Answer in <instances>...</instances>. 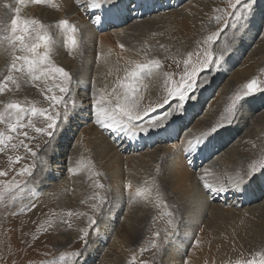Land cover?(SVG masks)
<instances>
[{
	"label": "rangeland",
	"instance_id": "rangeland-1",
	"mask_svg": "<svg viewBox=\"0 0 264 264\" xmlns=\"http://www.w3.org/2000/svg\"><path fill=\"white\" fill-rule=\"evenodd\" d=\"M190 1L196 3L195 9H193L191 15H193V13L196 14V11H199L198 8L205 9L206 12L204 14L200 12V14L192 16V18L196 20L195 23L198 24V26H193L191 32L184 37L179 22H175V29V26L173 24H167L165 19L169 18L170 13H173V11L177 12L179 10H184L186 4ZM3 2L4 0H0V5H2ZM9 2H12V0H9ZM126 2L127 3L124 2L122 4L124 5L122 6L124 8L123 12L117 13L112 11L108 13L107 19L102 24H93L90 19V13L97 12V10L89 9L85 11L82 7L77 6L76 0H54V2L52 0L50 3L43 4H36L34 0H25L22 5H19L21 8L20 16L22 20L38 19L46 26H49V33L53 37V44L50 46V56L57 66L64 67L72 76V91L64 94L65 100L69 102V111L79 108V105L89 109L92 104L91 98L93 94L98 93L100 89H105L110 93L112 88L117 87L118 83L124 80L126 68L130 67L131 64L135 62L142 63L149 59L158 58L162 62L163 72L172 73L173 80L179 79L184 69L183 61L187 59V54L189 52L194 53L193 61H195L196 54L202 53L206 47L203 41L208 35L218 29L221 30V36L216 43L207 46L209 50L212 51L215 56H218L220 48H222L225 43L232 44L233 50L218 68L213 67L211 69H205L203 74L198 77L199 80H206L207 83H202L201 86L195 90L193 98L186 103V111L179 114V118L174 120L167 131L162 130L153 132L149 135L144 134L145 138L143 141L137 142L129 140L130 138H125V136L122 138L116 137L110 131L109 134L104 133L105 129L95 125L94 117L89 120L87 124H81L79 132L77 130H65L67 142L64 144L65 148H61L63 152H65V155L62 157L65 160H63V163H53V166H62L63 164V168L59 167L61 173H59L60 175L57 178L66 183L70 182L71 187L77 189V191L66 188L68 191L67 193H60L57 186V183L60 182L55 184V181L58 179L50 176L48 178L49 180H42L41 184L38 185L35 196L39 195V198L35 201V199H33L34 196H32L31 199L33 200L29 201L31 210L33 209L36 211L33 212L32 210L28 212V215L27 213L23 214L27 208L21 211L24 206L21 207L13 204L12 208L8 210L10 206L8 200H11L14 195L17 198L20 193H18L17 189L7 191L4 199L0 200V218L3 214H6V212L12 215L10 218L4 216L3 219H0V264H51V262H54V264H76L77 258L72 257L71 253L84 249L85 245L80 237L85 230L88 232V236L86 237L88 248L84 256L78 258L79 264H83L84 260L87 258V264H107L108 259L112 256V250L110 248L111 238L109 237L107 240H102L98 236L96 229H101V224H109L110 221L108 217L112 211H114V213L111 214L115 215L113 217L114 223L119 227V221L129 208L128 204H126L127 202L121 203L122 206L120 205L119 192L116 190L115 186L121 187L123 189V195L127 194L125 196L129 198L130 192L134 193L138 187H151L152 181L155 180L156 183L161 185L163 199L169 206L166 207V210L171 208V210L177 211L183 207L194 209V206L189 200L190 198L183 196L181 190L176 186L178 163L181 165L180 168H182V166H187L186 169L182 168V170L189 172L188 175H191L192 179L193 177H197L198 179L202 174L201 166H203L208 168L212 167V170L219 169L218 171L221 174H219L217 178L226 180L225 175L227 173L229 174L233 171L235 175L241 172L237 170H228L227 172L222 170V166L226 167L228 165L224 163L223 159H226L230 153L235 154L234 158H236V162L244 156H249L247 157V165L242 172L247 170L253 163L264 159V151L261 149L264 148V125L257 120V117L262 114L264 117V91H262L251 94L243 100L248 107L241 106L242 101L240 102L233 122L223 129L219 136L212 141L211 147L214 149L219 148V151L216 152L211 159H206L201 164L200 162L203 158H195L196 160H194L193 166L187 165L185 156L180 155L179 160H176L178 153L181 152L180 154H185L179 149L177 150V148H180L181 141L199 135L189 137L192 129L197 126L198 123L207 126L206 129H208V127L220 120L222 116L226 115L225 109L231 103L234 95L241 91L243 85L253 78H256L258 81H264V0H255L254 20L257 19V21L254 22V25H251L252 29L251 26H246L249 32L247 29V31L244 32L245 34L243 33L242 41L238 40L236 44H233L232 41L235 30L231 27L225 28L222 22L217 23L215 20L216 16L222 14V12H218L216 9L235 11L230 7L231 2H234V0H149L147 1V5L153 2L154 7L147 12V17L144 16L146 15L144 14L147 7L146 2L145 6H137L136 9L131 6L134 5L133 3L135 0H127ZM244 2L245 0H242L241 5L237 7H242ZM53 5L56 6L53 7ZM139 8L142 10L140 14H138ZM6 12L7 15H5ZM13 15L14 13L8 12L7 9L0 6V20L3 21L4 25H10V20ZM148 18L151 24L143 25L139 23L143 22V19ZM226 18L228 20L233 19V17ZM60 19H68L77 26L78 31L76 36L78 45L75 49H70L67 45L66 32L58 26V21ZM117 19H119V23H117ZM138 19L140 21H138ZM155 19H157L156 22L154 21ZM86 22H88V24ZM136 30V35H138L136 36L137 39L128 38ZM108 34H110L109 37ZM245 38H249L250 41H247ZM2 42L4 43L7 41ZM239 42L246 43L242 45V51L238 48ZM121 44L125 46L123 49L120 47ZM160 45H164L165 47L161 48ZM1 48H3V45L0 46V49ZM10 49L11 46L8 45L4 52H0L1 72L4 71V67L8 65V62L12 60V51ZM16 54L19 55L18 52ZM129 56L131 58H129ZM129 62H131V64ZM1 72L0 80H2L5 75ZM163 72L158 75L145 76L142 82H138L137 87L144 93L143 104L145 107H147L151 101L154 102L159 97L166 95L167 88L171 87L170 81L167 83L165 82L166 77L163 75ZM13 75L15 77V75L17 76L19 74L13 73ZM28 79L21 80L18 89L0 94V100L5 102L18 101L26 105H34L37 108H49L50 105L45 99V94L41 93L39 88H34L35 86L33 85L29 86ZM261 87L264 88V83L261 84ZM11 88L13 89V85L9 83V89ZM47 88L48 87H45V90ZM58 94L61 95L59 91L57 95ZM219 100L226 102L228 104L227 107L224 109L220 108L221 104ZM214 104L219 105L220 109H216L213 112L212 110L214 109L212 107H214ZM249 105H255V108L251 109ZM173 107H175V104H173ZM0 108H2V105H0ZM157 111L162 113L163 109H158ZM237 113L239 114L238 120L236 119ZM206 114L207 116H205ZM211 114L217 117H211ZM240 114L242 117H240ZM29 118L33 119L32 122L39 123L40 125L38 126H41L42 121L44 122V117L40 115L33 117L31 113H29L25 118V122H27ZM73 123L75 124L77 122L75 121ZM63 124L62 121L59 122V133L64 127ZM74 126L78 127L77 124L72 127ZM96 127L98 129H96ZM7 131L6 126L0 124V132L7 133ZM70 132H72L73 135L68 136ZM80 133L81 136H79ZM40 139L43 140L39 145V149H43L44 147L42 146L46 143L48 138L46 135L37 136L36 140L38 141ZM101 142L104 143V146ZM60 145L62 144H57L58 147H60ZM252 147L254 148V153L250 154L248 152ZM39 149L33 147V151L37 150L39 156H42V151ZM98 149H100V151ZM107 149L111 153L124 156L127 162L125 166H128L124 169V166L121 164L119 165L107 161ZM77 151H81L78 155L80 156V154H82L86 159V164H89L91 168L90 172L100 173L98 177H94L92 173H90L88 177H85L82 172L80 174H82L83 177H81L78 173L73 174L67 171L68 168L74 167V165L70 163V160L71 156ZM207 153H209V149H207ZM17 155L22 157L19 162L15 161ZM90 155L93 157L92 159ZM79 156H76L77 159ZM173 158H175V160ZM187 159L191 160L192 156H187ZM173 160L175 162H173ZM26 161H32L30 164L33 162L36 163V161H33L30 154H20L17 150H11L10 146L9 150L5 153H0V171L10 172H8L7 177H0V188L5 187L4 183H2L4 181H14L21 185L27 183L30 177L27 175H19L20 169L28 166V162ZM209 162L213 165H217V168H213L216 166H208L210 165ZM218 166L221 167L218 168ZM5 168L7 169L5 170ZM211 178L212 177H210V179ZM116 179L119 183H117ZM131 179L133 180L131 181ZM94 180H98L99 183L104 184L105 187L100 189L94 184ZM129 180L132 183V188L128 190L126 184ZM120 183L122 184L120 185ZM250 184L256 187V189L252 191V194L255 195L252 200L246 198L245 195L241 193L235 194L232 193V191L221 194L213 200V204L216 206H222L225 209L231 210L224 216L229 219L226 229L230 232V238L227 240L228 243L224 253H220L221 247L218 244L221 242V235L214 236L212 229L206 226L208 220L207 215H202L200 218L202 222H198L197 218H195L197 223L193 226L188 225L194 223L195 220L190 222V220L188 221V219H191L190 216H185L184 222L186 226L193 229L192 233L194 235L191 234L193 240V243H191L193 245L188 241H178L182 240L185 235L183 226L178 227V230L171 238V242L164 247L163 258L160 256L162 258L160 264H171L170 262L172 261H168L171 258L167 255L170 253V249L173 246L178 248L177 245L179 246L178 253L180 254V259L179 261L173 260L172 264H186V262L188 264V262L192 260H195V262L205 261L206 264H211V259H213L212 263L214 264H236L237 261L243 262L245 260H250L257 253L264 252V173H258ZM24 192L26 193L27 191L25 190ZM94 194H98L104 198L102 201L99 199L95 200V202L99 204L98 210L92 208ZM193 196H195V192H192V197ZM43 199H45L43 201L44 204L40 205L37 208L38 210L32 207L31 204L34 202V204H38ZM139 199L144 203L143 208L135 207L133 203L132 210L139 217H146L147 215L151 219L149 223L150 227L147 230L142 226L144 229L143 235L140 238L142 241L132 244L130 248L132 250L128 258L125 257L124 261L121 260L119 264H126L133 261V257L132 259L129 257L132 255L136 257L133 264H140L141 261H146L147 264H154L159 259L154 249L145 250L144 252L140 251L141 247L148 249V242L153 238L157 230V224L154 223L153 219L155 210H159L155 202V191L152 193L151 203L145 202L142 198H138V200ZM28 200H30L29 197L24 201L27 202ZM247 200H249V203H243V201ZM67 201L74 202L73 209L70 202L69 205ZM110 201L112 202L111 205ZM161 207L164 208V206ZM240 210L245 212H239ZM38 212L50 214V216H46V219H50L48 224L50 230L47 232L42 230L40 225L41 220H37L38 218L35 214ZM68 212H72L73 215L68 216ZM24 216H27L28 219ZM90 217L95 220V225L90 223ZM16 221H18L17 224ZM12 222L15 224L14 229L17 231L26 229L24 232L27 234L24 235L23 238L19 237L20 240L18 241H16L17 236L12 234L13 228H9V223ZM186 231H188V229H186ZM197 240L199 243H197ZM182 244H185V246L182 247ZM62 256L64 257L63 259H61ZM211 256L212 258H210Z\"/></svg>",
	"mask_w": 264,
	"mask_h": 264
},
{
	"label": "snow or ice",
	"instance_id": "snow-or-ice-1",
	"mask_svg": "<svg viewBox=\"0 0 264 264\" xmlns=\"http://www.w3.org/2000/svg\"><path fill=\"white\" fill-rule=\"evenodd\" d=\"M25 0H4L2 6L8 12L14 13L10 20V25H4L0 20V42L7 41L11 46L12 60L9 70L3 79L0 80V94L6 91H12L20 87L18 81L30 78L31 82L40 89L41 93L45 94V99L49 102V108H37L34 105H26L18 101L5 102L0 100V124H4L7 128V133L0 132V153H5L9 150L15 151L18 147H23L26 154H30L34 161L39 158L40 173H36L37 164L34 162L26 167L20 169L19 175H27L31 178L32 187L30 189L33 196L37 192V186L41 184L42 180H46L49 176L46 173L48 169V157L39 156L38 151H33V148L26 143L37 138L40 135L48 137L45 147L39 149L40 151H47L53 145L56 139V132L59 130V122L67 121L69 119V112L67 102L64 94L69 92V87L72 82V76L69 71L64 67L57 66L50 56V46L53 44V37L49 33V26L38 19H21L20 12ZM36 4L50 3L51 0H34ZM242 0H234L231 2L230 7L235 11L216 9L222 12L221 15L215 17L217 23H223L225 28L231 27L234 29L232 36L233 44L238 40L242 41L243 33L247 31L246 26H250L255 18V0H245L242 7ZM123 0H76L78 7H82L85 11L89 9L97 10V12L90 13V19L93 24H102L107 19V14L115 11L117 13L123 12ZM56 5H53L55 7ZM99 13V14H97ZM7 15V12L5 13ZM226 17H233L228 20ZM58 26L66 32V43L70 49H75L78 45L76 33L77 26L71 23L68 19H60ZM221 36V30L212 32L203 41L206 46L204 51L196 54V60L193 61L194 53L189 52L187 59L183 61L184 69L179 79L173 80L172 73L163 72V65L160 59L154 58L146 60L145 62H135L130 67L126 68V75L124 80L120 81L117 87L112 88L109 93L105 89H100L98 93L92 96V104L89 107L90 117L94 115L95 124L102 129L111 130L113 133L119 132L125 134L128 138H135L143 134H152L153 132L167 131L175 119L179 118V114L186 111L187 101L193 98L195 90L198 89L202 83L206 84V80H199L205 69L219 67L224 62L230 52L233 50V45L225 43L219 50V55L215 56L212 51L207 47L218 41ZM121 49L125 46L120 45ZM164 48V45H160ZM19 53L17 55L16 53ZM202 56V58H201ZM163 72L166 77V83L171 82V87L167 88L166 95L159 97L154 102L148 104L147 107L143 104L144 93L137 87L138 82H142L143 77L158 75ZM13 73H18L15 76ZM43 80L45 84L49 81L54 82L53 87L58 89L61 95H57L53 88H41L37 83ZM58 81V82H56ZM9 83L13 85V89H9ZM264 81H258L256 78L249 80L243 85L241 91L237 92L229 106L225 109L226 115L222 116L214 125L208 127L206 131L200 132L198 136L191 139L181 141L179 150L186 154L185 159L188 166L194 165L196 156H199L205 149H209V154L206 159H211L212 156L218 152V149L212 148V141H214L220 132L229 126L235 119L240 102L251 94L262 92L264 88L261 84ZM146 88V86H145ZM64 105L63 113L56 111L57 105ZM175 104V107H173ZM163 109L160 113L157 110ZM31 116H43L46 126L36 127L33 125L31 118L25 123V118L28 114ZM27 129H33L36 136H30ZM13 141H18L14 143ZM187 156H192L191 160ZM11 159V158H10ZM22 159L17 155L15 161L19 162ZM85 169L91 171L89 164H86L83 159L76 161L74 167L67 169L69 173L82 172ZM202 174L198 177L200 187L203 190V199L207 200L208 197L213 199L221 194L232 192H243L248 187L249 183L254 180L258 173H264V159L253 163L249 168L243 172L229 176L227 180H222L212 176L208 167L201 166ZM159 171V169H158ZM94 177L100 175L99 172L92 173ZM7 171H0V177H7ZM210 176L212 178L210 179ZM5 187L0 189V200L4 199L5 193L12 189H17L18 193L25 191V185H21L14 181H4ZM94 184L103 189L105 186L94 180ZM128 189L132 188L129 181L126 184ZM155 191L156 206L169 207L163 199L161 185L152 181L151 187H138L135 192L129 193V202L142 198L145 202H152V193ZM13 199H16L14 196ZM96 199L102 201L103 196L94 194L92 208L99 209V204L95 202ZM35 207V204H32ZM24 209H21L23 211ZM72 212H68V216H72ZM167 218V223L171 226L164 230L163 236L158 230L154 233L153 238L148 242V249L141 247L140 251L156 249L163 252L164 247L171 242L172 236L178 230L175 214L169 210L161 218ZM155 219V217L153 218ZM91 224L95 225L96 222L91 217L89 218ZM99 235V229L97 228ZM88 236L87 230L83 232L80 237L84 242V249L71 253L72 257L77 258L76 264H79V257L84 256L87 251L88 243L86 237ZM197 243L199 241L197 240ZM64 257L62 256L61 259ZM136 257L133 256V262ZM54 264V262H51ZM83 264H87L85 259ZM131 264V262H130ZM140 264H147L146 261H141ZM187 264V262H186ZM236 264H264V252L257 253L250 260L243 262L237 261Z\"/></svg>",
	"mask_w": 264,
	"mask_h": 264
},
{
	"label": "bare ground",
	"instance_id": "bare-ground-1",
	"mask_svg": "<svg viewBox=\"0 0 264 264\" xmlns=\"http://www.w3.org/2000/svg\"><path fill=\"white\" fill-rule=\"evenodd\" d=\"M52 1V0H51ZM73 1V0H72ZM127 0H125V1H123V3L125 2V3H127L126 2ZM147 1H149V0H135V2L133 3L134 5H131L132 6V8H135L136 9V7L137 6H140V7H143V6H145V2H146V11H145V13L144 14H146V15H144V16H146L147 17V12L149 11V10H151L152 9V7H154L153 6V2H151V3H148V5H147ZM187 1V0H186ZM195 1H197V0H195ZM53 2H54V0H53ZM122 3V4H123ZM195 5H196V3L195 2H193V1H190L189 3H187L186 4V7H185V9L184 10H179V11H173V13H170V16H169V18H167V19H165V21L167 22V24H173L174 26H175V29H176V21L177 22H179V24H180V29H181V31H182V33H184V37H185V35L186 34H189L190 32H191V30L193 29V26H198V24H196L195 22H196V20L194 19V18H192V16L193 15H196V14H200V12H202L203 14L206 12V10L205 9H201V8H198L199 9V11H196V14L195 13H193V15H191L192 14V11H193V9H195L194 7H195ZM122 6H124V5H122ZM131 8V7H130ZM208 9V8H207ZM126 10V9H125ZM129 10V9H128ZM127 10V11H128ZM141 8H139V10H138V14H140L141 13ZM209 11V10H208ZM212 12V11H211ZM215 12V11H214ZM178 13V14H177ZM129 14V13H128ZM210 14V13H209ZM207 15V14H206ZM80 16V15H79ZM143 16V17H144ZM84 18V17H83ZM140 19V18H139ZM138 19V21H140ZM77 20V19H76ZM118 21H117V23H119V19H117ZM79 21H81V20H79ZM143 22H139V23H142L143 25H149V24H151V22H149V18L148 19H143L142 20ZM155 22L157 21V19H155L154 20ZM257 21V19H255V20H253V22H252V24L251 25H254V22H256ZM90 22V21H89ZM160 22V21H159ZM87 24H88V22H86ZM84 24V23H83ZM86 24V25H87ZM90 24V23H89ZM82 25V24H81ZM250 25V26H251ZM88 26H90V25H88ZM147 27V26H146ZM85 28V27H84ZM87 28V27H86ZM170 28V27H169ZM88 29V28H87ZM90 29V28H89ZM92 29V28H91ZM138 29V28H137ZM248 29V28H247ZM251 29H252V26H251ZM172 30H173V28H172ZM91 31V30H90ZM89 31V32H90ZM118 31V30H117ZM178 31H179V29H178ZM120 32V31H119ZM193 32V31H192ZM248 32H249V29H248ZM252 32V31H251ZM88 33V32H87ZM93 33L95 34V32L93 31ZM136 33H137V30L136 31H134L133 32V34H131L130 35V37H128V38H136V36H138V35H136ZM172 33H173V31H172ZM171 33V34H172ZM89 34V33H88ZM92 34V33H91ZM104 34H106V33H104ZM245 34V33H244ZM96 35V34H95ZM107 35V34H106ZM109 35L110 34H108V37H109ZM121 35V34H120ZM250 35V34H249ZM113 36H114V34H113ZM112 36V37H113ZM105 37V36H104ZM116 37V36H115ZM106 38V37H105ZM111 38V37H110ZM117 38V37H116ZM187 38V37H186ZM192 38V37H191ZM137 39V38H136ZM189 39V38H188ZM247 41L249 40L250 41V39L249 38H245ZM236 44V43H235ZM246 43L245 42H239L238 43V48H239V50L240 51H242V45H245ZM1 45H3V48H1L0 49V52L2 53V52H4V50H5V48L9 45L7 42H0V46ZM92 47V46H91ZM11 50V49H10ZM128 54V53H127ZM107 55V54H106ZM106 55H104V56H106ZM116 55H117V53H116ZM104 56H103V58H104ZM115 56V55H114ZM54 57V56H53ZM112 58V57H111ZM129 58H131L130 56H129ZM108 59V58H107ZM91 60V59H90ZM107 61V60H106ZM111 61H113V60H111ZM108 62H110V61H108ZM10 64H11V62H8V65L6 66V67H4L5 69H4V71L3 72H1L2 74L4 73L5 75L7 74V72H8V70H9V66H10ZM102 64V63H101ZM93 65V64H92ZM88 67H90V66H88ZM99 68V67H98ZM101 68V67H100ZM0 69H1V65H0ZM99 72V71H98ZM17 74V73H16ZM91 74V73H90ZM95 74V73H94ZM87 75V74H86ZM16 76V75H15ZM91 77V76H90ZM18 82H21V81H18ZM56 82H58V81H56ZM28 85L30 86V85H33V86H35V84L34 83H32L31 82V80H30V78L28 79ZM37 83H39L40 84V87L41 88H45V87H48V88H53V91L57 94L58 93V89H55L54 87H53V83L54 82H51V81H49L47 84H45V82L43 81V80H41V81H39V82H37ZM77 85V84H76ZM26 86V85H25ZM10 87H12V86H10ZM32 87V86H31ZM75 87V86H74ZM34 88H37L36 86L34 87ZM78 88V87H77ZM12 89V88H11ZM74 89V88H73ZM75 90V89H74ZM70 91H72V85H70V87H69V92ZM68 92V93H69ZM59 95V94H58ZM220 101V100H219ZM66 102H67V106H68V104H69V102H68V100H66ZM151 102H153V101H151ZM150 102V103H151ZM215 102V101H214ZM45 103H46V101H45ZM49 103V102H48ZM47 103V104H48ZM220 104H221V106H220V108H226L227 107V103L226 102H224V101H220L219 102ZM44 104V103H43ZM79 105V104H78ZM78 105H77V107H78ZM211 105V104H210ZM80 107L79 108H75V109H73V111H69V109H70V107L68 106V112H69V120L68 121H63L62 120V122L64 123L63 125H64V127H63V129H62V131L59 133V130H60V128H59V130L56 132V139L53 141V145L51 146V147H49L48 149H47V151H42V156H46V157H48V165H49V167H48V169L46 170V173H47V175L50 177V176H52L53 178H55V179H58L57 177L60 175L59 173H61V171H59L60 170V168L59 167H64L63 166V164H62V166H53L54 164L53 163H63V160H65V159H63L62 157L65 155V152H63V150L61 149V148H65V143L67 142L66 140H67V135H65V130H67V129H69L70 131H74V130H77L78 132H79V130H80V128H81V124H87L88 123V121L89 120H91V119H93V117H94V115L92 116V118H89L90 117V112H89V109H86V108H84V107H82V105H79ZM214 107H212L214 110H212L213 112L216 110V109H220L219 108V105H213ZM241 106H245V107H248L247 105H246V103L244 102V101H242V103H241ZM76 107V106H75ZM249 107H251V109L252 108H255V105H249ZM211 109V108H210ZM55 110L56 111H60L61 113H63V110H64V105H57L56 106V108H55ZM217 110V111H218ZM216 111V112H217ZM209 113V112H208ZM214 114V113H213ZM213 114H211L210 116L211 117H217V116H215V115H213ZM39 116V115H38ZM205 116H207V114L205 115ZM238 117V118H237ZM240 117H242V115L240 114ZM204 118V117H203ZM236 119L238 120L239 119V114L237 113V115H236ZM31 120H33V119H31ZM257 120L259 121V122H261V123H263V125H264V117H263V114L262 115H260L259 117H257ZM38 121V120H37ZM77 122V123H75V124H77L78 125V127H72L73 125H75L73 122ZM38 122H40V121H38ZM25 123H27V122H25ZM33 123V125H35L36 127H42V126H46V124H45V122H43L42 121V123H41V126H38V125H40L39 123H37V122H32ZM94 123V122H93ZM197 123V122H196ZM96 125V124H95ZM94 125V126H95ZM93 126V127H94ZM97 127H99V126H97ZM96 127V129H98ZM206 127L207 126H205V125H202V124H200V123H198V125L197 126H195L193 129H192V131H191V133H190V136L189 137H191V136H194V135H198V134H200V132H203V131H206L207 129H206ZM95 128V127H94ZM94 130V129H93ZM28 131H29V135L30 136H36V134H35V132L33 131V129H28ZM101 131V130H100ZM109 131L111 132V133H113L111 130H106L105 129V132L104 133H108L109 134ZM110 133V134H111ZM76 134H78V133H76ZM98 134V133H97ZM116 137H120V138H122L123 136H125V138H127V136L126 135H123L122 133H119V132H115V133H113ZM70 135H73V133L72 132H70V134L68 135V136H70ZM105 135V134H104ZM149 135V134H148ZM41 136V135H40ZM79 136H81V133H80V135ZM82 136H85V135H82ZM108 137V136H107ZM48 138V137H47ZM80 138V137H79ZM87 138V137H86ZM99 138V137H98ZM103 138V137H102ZM145 138V136H144V134L142 135V136H138V137H136V138H128L129 140H134V141H143V139ZM184 138V137H183ZM106 139V138H105ZM42 140L43 139H40V140H36V139H34V140H31V141H27L26 143H29V145L33 148V147H37V145L39 146L41 143H42ZM86 140V139H85ZM96 140V139H95ZM107 140L109 141V139L107 138ZM108 141H106V142H108ZM98 142V141H97ZM112 142V141H111ZM14 143H18V141H16V142H14ZM58 143H60V144H62V145H60V147H58L57 146V144ZM101 143H103V142H101ZM120 143V142H119ZM88 144V143H87ZM110 144V143H109ZM116 144V143H115ZM86 145V144H85ZM98 145V144H97ZM10 147H11V145H9ZM89 146V145H88ZM93 146V145H92ZM103 146H104V143H103ZM111 146V145H110ZM176 146V145H175ZM42 147H45V144L42 146ZM99 147V146H98ZM109 147V146H108ZM174 147V146H173ZM86 148H88V147H86ZM94 148V147H93ZM104 148V147H103ZM115 148V147H114ZM92 149V148H91ZM105 149V148H104ZM111 149V148H110ZM179 148H177V150H178ZM219 149V148H218ZM262 149V151H264V148H261ZM17 152L18 153H20V154H25L26 153V151H25V149L23 148V147H18L17 149ZM86 150V149H85ZM89 150H90V148H89ZM93 150V149H92ZM99 151H100V149H98ZM98 150H97V152H98ZM108 150V149H107ZM112 150V149H111ZM34 151H37V150H34ZM178 152V151H177ZM78 153H81V151H77L76 153H74V155H72L71 156V160H70V163H72L74 166H75V162L76 161H79V160H81V159H83L84 160V162L85 163H87L86 162V159L83 157V155L82 154H80V156L78 155ZM93 153H95V152H93ZM100 153V152H99ZM107 153V161H110V162H113V163H117V164H121V165H123L124 166V169H125V167H127V166H125V164L127 163L126 162V158L124 157V156H122V155H117V154H114V153H111L109 150L106 152ZM175 153V152H174ZM181 153V152H180ZM180 153H178V155L176 156V160H179V156L180 155H182V156H186L185 154H180ZM248 153H254V148L252 147L251 149H250V151L248 152ZM159 154V153H158ZM208 154L209 153H207V149H205L204 150V152L203 153H201L200 154V156H196V158L198 159V157L201 159V158H203L202 159V161L200 162L201 164L206 160V157L208 156ZM229 154V153H228ZM263 154H264V152H263ZM85 155V154H84ZM112 155V156H111ZM124 155V154H123ZM160 155V154H159ZM76 156H79V158L77 159V157ZM86 156V155H85ZM93 156H95V155H93ZM102 156V155H101ZM153 156H154V153H153ZM170 156H171V154H170ZM175 156V155H174ZM234 156H235V154L234 153H230L227 157H226V159H223L224 160V163L225 164H228L226 167H224V166H222V170L223 171H228V170H237V171H241L242 172V170L244 169V167L247 165L246 163H247V157H249L248 155L245 157H243L242 159H240L239 161H237L236 162V158H234ZM90 157H91V155H90ZM103 157V156H102ZM113 157V158H112ZM123 157V158H122ZM172 157H173V155H172ZM33 158V157H32ZM93 157H91V159H92ZM96 158V157H95ZM101 158V157H100ZM157 158V157H156ZM183 158V157H182ZM246 160H245V159ZM38 159V157L36 158V160ZM103 159V158H102ZM174 160H175V158H173ZM181 159V158H180ZM184 159V158H183ZM35 160V161H36ZM73 160V161H72ZM95 160V159H94ZM173 160V162H175ZM196 160V159H195ZM250 160V159H249ZM33 161H34V158H33ZM72 161V162H71ZM97 161V160H96ZM154 161V160H153ZM26 162H28V161H26ZM32 161H29L28 162V165L31 163ZM11 163V162H10ZM34 163V162H33ZM156 163H157V161H156ZM210 163V162H209ZM36 164H37V168H36V170H35V172L36 173H40V168H39V159L36 161ZM5 165V164H4ZM11 165H12V163H11ZM91 165V164H90ZM110 165V164H109ZM116 165V164H115ZM113 166V165H112ZM180 164L178 163V166H177V182H176V186L181 190V192L183 193V196H186V197H189L190 199V201H191V203H192V205L194 206V209H189V208H187V207H183V208H180V210H177V211H173V210H171V208L170 209H168V210H166V207H158L157 209H159V210H155V213H154V217H155V219H154V223H156L157 224V230L156 231H158V228H159V231L161 232V235L163 236V234H164V230L166 229V228H170L171 226L167 223V218L165 217V218H161L162 216H163V214H165L167 211H169V210H171V211H173L174 212V214H175V219H176V223L178 224V226L180 227V226H183V228H184V231H185V235H184V237H183V239L182 240H178V241H180V242H183V241H188L189 243H191L193 240H192V238H191V234H193L192 232V228H190V227H187L186 226V223L184 222V219L186 218L185 216H190V218L191 219H188V221L190 220V222L193 220H195V218H197V221L198 222H202L201 221V217H202V215L203 216H208L207 217V223H206V226H209L211 229H212V232H213V234H214V236H218V235H221L220 236V243H218L219 245H220V247H221V252L220 253H224L225 252V247H226V245H227V240L230 238V232H228L227 231V229H226V225H227V222H228V220L229 219H227V218H225L224 216L227 214V213H229L231 210L230 209H225V208H223L222 206H216L215 204H213V198L212 197H208L207 198V200H204L203 199V190H202V188L200 187V181L197 179V177L196 178H194L193 177V179H192V176L191 175H188V173L189 172H185L184 170H182V168H184V169H186L187 168V166L186 167H184V166H182V168H180ZM208 166H216V167H213V168H217V165H213L212 163H210V165H208ZM5 167H6V165H5ZM9 167V166H8ZM57 167V168H56ZM69 167V166H68ZM105 167H106V165H105ZM115 167V166H114ZM120 167V166H119ZM219 167H221V166H218V168ZM11 168V167H10ZM104 168V167H103ZM116 168H117V166H116ZM157 168H159V167H157ZM212 167H210L209 169H210V172H211V174H212V176H214V177H219V174H221L218 170L219 169H211ZM7 168H5V170H6ZM54 170H57V171H54ZM134 170V169H133ZM112 171V170H111ZM114 171V170H113ZM129 171H130V168H129ZM144 171V170H143ZM9 172V171H8ZM126 172H128V171H126ZM133 172V171H132ZM10 173V172H9ZM81 172H78V174L81 176V177H83V176H85V177H88L89 175H90V173H92V172H90L88 169L86 170H84V171H82V174H83V176H82V174H80ZM114 173V172H113ZM124 173V172H123ZM132 174V173H131ZM11 175V174H10ZM115 175H116V172H115ZM119 175V174H118ZM124 175H126V174H124ZM123 175V176H124ZM234 175V172L232 171V172H230L229 174L227 173L226 175H225V179L227 180V178L229 177V176H233ZM20 176H22V175H20ZM117 176V175H116ZM212 176H210V177H212ZM129 177V176H128ZM21 178V177H20ZM114 178V177H113ZM124 178V177H123ZM47 180V179H46ZM49 180V179H48ZM65 180V179H64ZM122 180V179H121ZM133 179H131V181H132ZM18 181H20V180H18ZM116 181H117V179H116ZM130 181V180H129ZM57 182H60V183H57ZM125 182V181H124ZM123 182V183H124ZM57 183V186H58V188H59V191H60V193H62V194H65V193H67L68 191H67V189L66 188H69L70 190H75V191H77V189H73L72 187H71V183L69 182V183H66L65 181H63V180H61L60 181V179H58L57 181H55V184ZM116 183V182H115ZM117 183H119V181H117ZM126 183V182H125ZM134 183V182H133ZM27 186L25 187V190L27 191L26 193L25 192H23V193H20L18 196H17V198L16 199H13V197L15 196H13L12 197V199L11 200H8L9 202H10V206H9V208H8V210H10L11 208H12V206H13V204H15L16 206L17 205H19V206H21V207H23L22 209H24V208H27L26 209V211L25 212H23V214L25 213H27V215L29 214L28 212H31L32 210H31V206L29 205V201H31V200H33V199H35V201H36V199H38L39 198V195H34V197H33V199H31L32 198V196H33V194L31 193V191L29 192V190L31 189V187H32V184H31V178H29L28 179V181H27ZM122 183H120V185H121ZM132 184V183H131ZM134 185V184H133ZM118 187V188H117ZM115 186V188H116V190H118V192H119V198H120V205H121V203H125V202H127L126 204H128V206H129V208H128V210L126 211V213H124V216H123V218L119 221V227H118V225H115V223H114V220H113V217L115 216V215H113V214H111V213H114V211H112L111 213H110V215H109V224H101V229H99L100 230V234L102 235H98L102 240H107L109 237L111 238V244H110V248H111V250H112V256L108 259V263L107 264H119L120 263V261L121 260H123L124 261V259H125V257H127L128 258V255H129V253H130V251L132 250V249H130L131 247H132V244H134V243H138L139 241H142V240H140V238L142 237V235H143V230L144 229H147L148 230V228L150 227V225H149V223H150V221H151V219L146 215V217H139L138 215H136L135 214V212L132 210V206H133V203H134V206L135 207H139V208H143V206H144V203L139 199L138 200V198H137V200H135V201H133L132 203L131 202H129V198H128V196H125V195H127V194H124L123 195V189L121 188V187H119V186ZM134 187V186H133ZM37 188H38V186H37ZM114 188V189H115ZM162 188V187H161ZM0 189H2V187L0 188ZM256 189V187L254 186V185H252V184H250L249 183V185H248V187L246 188V190H244L243 192H232V193H235V194H238V193H241L242 195H245V197L246 198H250L251 200L255 197V195L254 194H252V191H254ZM38 190V189H37ZM107 190V189H106ZM129 190V189H128ZM165 190V189H164ZM132 191V190H131ZM117 192V191H116ZM192 192H195V196H193L192 197ZM13 193V192H12ZM167 193V192H166ZM168 194H170V193H168ZM88 196V195H87ZM223 196V195H222ZM30 198V200H28L27 202L26 201H24V200H26V198ZM244 197V198H245ZM167 198V197H166ZM85 199V198H84ZM92 199V198H91ZM193 199V200H192ZM45 199H43L40 203H38V204H35V208L37 209L40 205H43L44 203H43V201H44ZM110 200V199H109ZM6 201V200H5ZM168 201V200H167ZM171 201V200H170ZM68 202V204H69V202H70V204L72 205V209H73V207H74V202H71V201H67ZM79 202V201H78ZM90 202V201H89ZM111 202V201H110ZM35 203V202H34ZM243 203H249V200H247V201H243ZM69 204V205H70ZM84 204V203H83ZM86 204V203H85ZM112 204V202L110 203V205ZM32 205V204H31ZM91 205V204H90ZM86 206V205H85ZM122 206V205H121ZM191 207V206H190ZM212 207V208H211ZM28 208H30V209H28ZM85 209V208H84ZM137 209V208H136ZM156 209V208H155ZM7 210V211H8ZM38 210V209H37ZM40 210V209H39ZM75 210V209H74ZM17 211H18V209H17ZM36 211V210H35ZM34 210H33V212H35ZM76 211V210H75ZM118 212V211H117ZM144 212V211H143ZM239 212H245V211H243V210H240ZM20 213V212H19ZM108 213V212H107ZM2 214V213H1ZM23 214H22V217H23ZM11 215L12 214H8V212H6V214H3L2 215V217L0 218V219H3L4 218V216L6 217V218H10L11 217ZM36 215V217L38 218H35V219H37V220H41L40 221V225H41V228H42V230L44 231V232H47L48 230H50L49 229V227H48V224H49V220L48 219H46V216L48 215V216H50V214H48V213H45V212H38L37 214H35ZM76 215V214H75ZM143 215V214H142ZM20 216V215H19ZM34 216V215H33ZM25 217V216H24ZM148 217V218H147ZM185 217V218H184ZM19 218V217H18ZM25 218H27V216L25 217ZM23 219V218H22ZM28 219V218H27ZM26 219V220H27ZM73 219V218H72ZM9 221V220H8ZM73 221V220H72ZM192 221V222H193ZM197 221L195 220L194 221V223H190V225H188V226H193V225H195V223H197ZM17 222L18 221H16V224H17ZM27 222V221H26ZM143 222H144V224H143ZM8 223V222H7ZM60 223V222H59ZM61 224V223H60ZM34 225H36V224H34ZM149 225V226H148ZM28 226V225H27ZM77 226H78V224H77ZM144 227V229H143V227ZM148 226V227H147ZM64 227V226H63ZM9 228H13V232H12V234L13 235H16L17 236V239H16V241H18V240H20L19 239V237H21V238H23V236L24 235H26L27 233L26 232H24L25 230L24 229H22V230H20V231H17L16 229H14L15 228V224L12 222V223H9ZM57 228H59V227H57ZM56 229V228H55ZM186 229H188V231H186ZM58 230V229H57ZM39 231V230H38ZM150 231V230H149ZM40 232V231H39ZM50 233V232H49ZM194 235V234H193ZM195 238V237H194ZM177 241V242H178ZM193 243V242H192ZM191 243V244H192ZM177 245V244H176ZM193 245V244H192ZM195 245V244H194ZM185 246V244H182V247H184ZM177 247L178 248H175L174 246L170 249V253L167 255L169 258H171L170 260H168V261H172L173 262V260H178L179 261V257H180V254L178 253V250H179V246L177 245ZM190 247V246H189ZM184 249V248H183ZM188 249V248H187ZM154 250H156V249H154ZM164 251V250H163ZM187 251V250H186ZM190 251V250H189ZM185 252V251H184ZM110 253V254H111ZM163 253L164 252H160V251H157L156 250V256L159 258L158 259V261H156L154 264H160V261H161V259L163 258L162 257V255H163ZM87 256V255H86ZM162 258H161V257ZM131 259H132V257H133V255L132 256H129ZM210 258H212V256L210 257ZM88 259V258H87ZM86 259V260H87ZM188 260V259H187ZM199 260V259H198ZM167 261V260H166ZM191 261V260H190ZM212 261H213V259H211V264H214V263H212ZM163 262V261H162ZM172 262H170L171 264H172ZM184 263V262H183ZM126 264H130V262H128V263H126ZM131 264H133V261H131ZM182 264V263H181ZM188 264H206L205 263V261H201V262H195V260H192L191 262H188Z\"/></svg>",
	"mask_w": 264,
	"mask_h": 264
}]
</instances>
